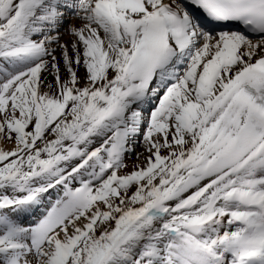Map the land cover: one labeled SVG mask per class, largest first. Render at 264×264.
Returning <instances> with one entry per match:
<instances>
[{"label": "snow or ice", "instance_id": "obj_1", "mask_svg": "<svg viewBox=\"0 0 264 264\" xmlns=\"http://www.w3.org/2000/svg\"><path fill=\"white\" fill-rule=\"evenodd\" d=\"M0 264H264V0H0Z\"/></svg>", "mask_w": 264, "mask_h": 264}, {"label": "bare ground", "instance_id": "obj_2", "mask_svg": "<svg viewBox=\"0 0 264 264\" xmlns=\"http://www.w3.org/2000/svg\"><path fill=\"white\" fill-rule=\"evenodd\" d=\"M67 39V37H65Z\"/></svg>", "mask_w": 264, "mask_h": 264}]
</instances>
